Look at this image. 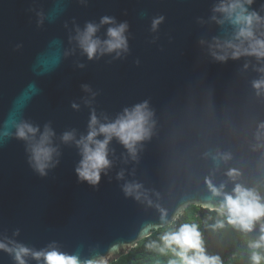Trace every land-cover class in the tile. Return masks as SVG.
Returning a JSON list of instances; mask_svg holds the SVG:
<instances>
[{
	"label": "water",
	"instance_id": "water-1",
	"mask_svg": "<svg viewBox=\"0 0 264 264\" xmlns=\"http://www.w3.org/2000/svg\"><path fill=\"white\" fill-rule=\"evenodd\" d=\"M217 2L0 0V130L8 122L14 132L15 119L41 127L51 123L58 137L71 129L85 133L90 112L83 103L84 84L98 93L93 105L98 114L114 119L147 100L156 122L138 162L125 163V149L113 141V168L95 188L78 181L80 156L74 146L61 145L59 167L41 178L29 167L22 141L9 138L0 144V240L34 249L56 242L82 260L103 257L110 264L153 232L172 226L178 211L183 216L190 206L209 203L208 181L225 182L227 168L240 170L248 186L264 184V157L249 149L252 130L264 121V97L252 87L260 65L251 57L218 63L200 45L231 36L230 26L210 20ZM250 10L264 16V0ZM40 13L43 27H38ZM105 15L129 24L130 52L119 60L89 61L70 37L77 25L99 23ZM161 15L165 21L153 32L152 19ZM105 35L102 28L99 36ZM73 102L80 111L72 109ZM216 150L234 157L219 170L203 158ZM121 170L127 181L160 193L153 199L167 212L168 224L157 207L124 196V181L116 180ZM0 264L14 261L0 252ZM28 264L36 261L29 258Z\"/></svg>",
	"mask_w": 264,
	"mask_h": 264
},
{
	"label": "clouds",
	"instance_id": "clouds-1",
	"mask_svg": "<svg viewBox=\"0 0 264 264\" xmlns=\"http://www.w3.org/2000/svg\"><path fill=\"white\" fill-rule=\"evenodd\" d=\"M86 2L80 0L81 4ZM255 3L256 0H218L212 8L210 20L220 27L230 26L231 36L227 39L213 37L210 43L201 40L200 45L206 46L208 54L218 63L254 58L260 65L254 70L260 75L252 81V87L257 97H264V16L250 10ZM39 17L38 27H43L45 18L42 13ZM164 21L162 15L154 17L152 31L157 32ZM198 22L204 23L203 20ZM102 28H106L105 38L99 36ZM128 32L129 24L126 21H117L115 17L105 15L99 23L89 21L83 28L77 25L75 35L70 39L89 61L104 56L119 60L130 52ZM78 67L82 69L85 65L79 64ZM249 67L246 63L244 70L247 71ZM30 87L34 90V85ZM81 87L87 94L83 103L90 112L85 133L71 129L58 137L51 123L41 127L28 120L13 119L10 127L14 128V132L9 130V123L6 122L3 130H0V144L9 138L22 141L29 167L41 178H47L51 171L59 167L63 155L61 145L74 146L80 156L75 167L78 181L95 188L99 187L102 176H107L113 168V141L125 149V163L129 160L139 161L143 144L150 141L154 134L155 113L150 102L145 100L124 108L114 119L106 114H98L93 106L98 93L88 84ZM71 107L77 112L81 109L76 102ZM249 149L264 157V121L257 122L252 130ZM203 158L210 159L219 170L234 157L231 152L216 150L205 152ZM224 176L226 181L218 185L208 181L210 202L199 205L208 213L215 214L206 218L205 227L214 234H222L230 229L240 235L244 250L234 252L232 260H242L246 256L247 264H264V192L261 191L264 185L248 186L242 183L243 173L236 168H227ZM116 180L124 181L121 190L126 198L148 207H157L161 212V220L165 224L169 223L167 212L153 199H160V193L138 181H127L123 170L117 173ZM229 183L232 185L231 190L228 188ZM181 215L182 212L178 211L171 221L173 227L160 234L158 240L147 242L146 249L166 257V264H225L220 254L209 252L199 224L186 222L176 226ZM15 235H19V230ZM0 252L11 256L14 264H28L29 258L36 264H107V259L103 257L99 260H82L79 254L62 251L56 242L43 249H34L10 239L0 240Z\"/></svg>",
	"mask_w": 264,
	"mask_h": 264
},
{
	"label": "trees",
	"instance_id": "trees-1",
	"mask_svg": "<svg viewBox=\"0 0 264 264\" xmlns=\"http://www.w3.org/2000/svg\"><path fill=\"white\" fill-rule=\"evenodd\" d=\"M261 191L264 192V187H261ZM209 215L214 216L215 214L208 213L200 207L190 206L185 214L180 217L176 226L179 223L186 222L199 224L201 231L204 233L210 253L220 254L224 258L225 264H247L246 256L242 260L231 259L234 252L244 250L243 240L240 235L230 229L222 234L210 232L205 227V220ZM172 227L173 225L153 232L150 237L143 239L135 249L129 251L126 255H122L118 260L110 264H166V257H160L156 253L148 251L145 244L150 240H158L160 234Z\"/></svg>",
	"mask_w": 264,
	"mask_h": 264
}]
</instances>
